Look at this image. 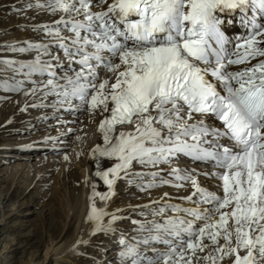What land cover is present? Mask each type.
I'll return each mask as SVG.
<instances>
[{
    "label": "snow or ice",
    "instance_id": "snow-or-ice-1",
    "mask_svg": "<svg viewBox=\"0 0 264 264\" xmlns=\"http://www.w3.org/2000/svg\"><path fill=\"white\" fill-rule=\"evenodd\" d=\"M23 10L50 20L30 27L39 39L7 47L30 59L0 58L14 81L0 87L33 98L21 111L102 116L92 156L117 161L95 173L107 193L90 184L89 234L120 232L119 264H264V0H26ZM237 10L245 33L233 40L221 14ZM121 180L187 194L130 206L140 219L129 236L121 210L107 209Z\"/></svg>",
    "mask_w": 264,
    "mask_h": 264
},
{
    "label": "bare ground",
    "instance_id": "bare-ground-1",
    "mask_svg": "<svg viewBox=\"0 0 264 264\" xmlns=\"http://www.w3.org/2000/svg\"><path fill=\"white\" fill-rule=\"evenodd\" d=\"M25 2L26 0H17L16 6H22L23 8ZM14 15L13 17L10 15L9 18L13 33L6 35L4 32V34L0 35V44L8 43L11 45L13 42H15L16 46H22L25 40H35L36 38H32L30 35L32 32L30 31V27L37 23L49 22L50 20V17L47 15H39L37 18L33 19L32 17L36 14L32 11L26 12L23 15ZM14 27H18V29H15ZM3 59H15L26 62L28 59H30V55L15 53V56L4 57ZM8 72L9 74L7 76H11L12 78L13 72ZM20 94L21 97H27L28 105H31L35 102L32 97L25 96L24 92H20ZM12 104L14 105V102ZM12 108L13 106H11V110ZM29 108L32 110L38 109L28 107V109ZM41 109L42 108H40V110ZM29 112L30 111H28V113ZM25 114H27V111L21 112L20 115L22 117H26ZM59 115L61 116L59 121L57 120L48 122L50 117H54L53 110L51 108L44 109L34 119L24 121V127L22 126L23 128L19 130V133L24 131L35 132V130H45L43 133L34 135L31 137V140H28L26 143H17L15 146L8 145L6 148L0 149V183L2 184L9 181H13L14 183L16 180V185L21 184L25 188H23L25 190L23 198H26V196L28 197V200L26 201L27 203L21 204L19 208L15 209L11 207V216L18 215L20 212L19 209L22 205L29 206L32 205L34 201L40 199L41 201L47 200L50 202L43 204L41 208L51 210V214H53L55 217H60L62 216V213L56 210V206L59 205L60 200L66 199V215L63 212V216H66L64 221L65 223L60 227H57V225L52 222L49 230H47V232L51 233L50 239L45 240L46 243L39 240V233L36 234V237L38 238L32 245L33 248L36 247L42 249L44 244H47L44 259L39 264H62L65 258L85 252L90 244H80L76 246L75 250H73L77 240L91 242L94 237L99 235L97 234L96 236H91L89 233L92 225L86 222V215L89 211V196L92 192L90 184L96 185V190L100 193H107L108 186L105 185L100 177L95 173L97 171H107L117 162L114 159L105 157L93 159L92 156V149L97 144H103L102 136L98 131V125L100 120L103 118L102 116L96 115L95 117H91L87 112H85L84 118L78 119L73 117L71 113L63 112V110H61ZM104 115L108 114L105 113ZM46 116L48 119H44ZM6 124H11V121L6 122ZM76 124H79V126H76ZM21 136V140L30 138L23 135ZM20 145L29 147L33 150V152L35 151L37 153H31L28 155L11 154L10 156H3L2 158L3 150H14L20 147ZM66 149H71V151L65 152ZM8 157H10L11 160H7L10 159ZM65 157H67V159H65ZM34 160H37L35 165L33 164ZM137 170L140 169L137 168ZM66 174L70 175V181L68 182V178L65 176ZM52 176H57L56 180L59 181L57 182L55 180H50ZM201 180L206 186L212 190H215L212 184L204 180L203 177H201ZM61 181L63 182L61 183ZM122 182L123 180L117 183L115 191ZM65 184L68 185V188L70 186L72 190L68 193V195L65 196L64 193L63 196H61V192L58 190V187H61ZM52 185L55 187L49 190ZM133 186L135 185L133 184L130 187L127 192L128 194L136 192L137 188ZM32 190H35V194L31 193ZM164 192H168L172 198L187 194L183 190L177 193L175 189L165 186L163 188L154 189L150 192H147V201L144 202L147 204L151 200L159 199ZM117 194L118 193L116 192V195H114L111 200L107 202L108 211L116 212L117 209H120L121 211L116 213L120 216L133 211V207L130 206H136L134 204H127V206L125 204L121 207L116 206L117 202L119 201ZM11 195H13V193H0V213H6L10 208L8 203L11 201ZM174 202L179 203L180 201L178 199H174ZM104 206V202L97 200V207ZM137 210L138 212L140 211V209H136V211ZM136 211H134V213ZM72 226H74L73 235L68 240L64 241V237L66 236L67 232L70 231ZM130 227L133 226L130 225ZM128 235L131 236L132 234ZM112 236L114 235H107V238H112L111 240H113ZM111 240H108V243L106 244L107 246H110V243H112ZM118 250L119 246H110L109 248H106L105 251L100 252V255L96 257L97 259L100 257L101 258L94 260L95 264H105V262H108V264H119L117 256ZM37 258H40V254H38ZM225 261V264H231V260L225 259Z\"/></svg>",
    "mask_w": 264,
    "mask_h": 264
},
{
    "label": "rangeland",
    "instance_id": "rangeland-1",
    "mask_svg": "<svg viewBox=\"0 0 264 264\" xmlns=\"http://www.w3.org/2000/svg\"><path fill=\"white\" fill-rule=\"evenodd\" d=\"M17 0H0V35L5 34H11L12 31V25L10 24L9 18L25 14L29 11H24L22 6H16ZM14 9H21L22 11L17 14V12ZM15 29H18V27H14ZM10 29V30H9ZM9 31V32H8ZM31 31V30H30ZM33 34V35H32ZM32 38L39 39V37L31 32L30 34ZM23 45V44H22ZM9 46L8 43L0 44V58L4 57H12L15 56L14 52L6 50ZM13 53V54H12ZM11 55V56H10ZM14 58V57H13ZM2 67V66H0ZM11 73V72H10ZM9 72H0V79H3L7 81L8 84L13 83L14 81L11 79V76H7ZM7 76V77H6ZM19 78V77H18ZM23 93V92H21ZM27 97H21L20 93L5 91L3 87H0V149L6 148L8 145H14L17 143H26L28 140H31V137L34 135H38V133H43L45 130H35V132H20L24 127V121H27L29 119H34L38 114L41 113L44 109L38 108L35 110H32L29 108L27 110L26 117L21 116L20 111L21 108H24L25 104L27 103ZM14 102V105L12 104ZM11 106H13L11 110ZM28 111H30L28 113ZM40 111V112H37ZM84 114L76 113L75 115L72 114L73 117L76 118H84ZM11 121V124L7 125L6 122ZM57 121L56 118L50 117L48 122ZM15 122V123H14ZM23 122V123H22ZM6 124V125H5ZM23 126V127H22ZM76 126H79V124H76ZM52 131V130H51ZM27 136L30 137L25 140H21L20 137ZM71 149H66L65 152H70ZM31 153H37L33 152L32 149L29 147L20 145L17 149L14 150H3L2 158L3 156L6 157V155L11 154H24L28 155ZM35 156V155H34ZM48 156V155H47ZM10 158V157H8ZM1 159V156H0ZM7 160H11L7 159ZM37 163V160H34L33 164L35 165ZM66 178H68L67 182L70 181V175L66 174ZM57 176H52L50 180H56ZM64 181V180H63ZM61 181V183L63 182ZM17 181L13 183V181L0 183V193H10L11 195V201L8 203L9 209L6 213H0V264H39L44 259L45 250L47 248V244H44V247L42 249L40 248H33L34 242L37 240L38 237H36V234H40V241L50 239V232H47L49 230L50 225L52 222H54L57 227H60L65 222V210H66V204L64 200H60L59 205L56 206V210L60 211L62 213V216L55 217L53 214H51V210H47L44 208H41L43 204L50 203L47 200H36L32 205L26 206L22 205L19 209L20 212L16 216H11V207L12 208H19L21 204L27 203L28 197L23 198V195L25 194V188L24 186L16 185ZM138 183V182H137ZM41 187V186H40ZM55 186L52 185L49 190L53 189ZM131 185L126 183L125 181L120 185L118 188V197L119 201L117 202L116 206L121 207L122 205L127 206V204L130 205H143L147 201V192H141L138 190L137 186H133L137 188L136 192L128 194V190L130 189ZM24 188V189H23ZM58 190L61 192V196L65 193V196L68 195L69 192H71V187L65 184L61 187H58ZM117 192V189H116ZM31 193L35 194V190H32ZM58 203V202H57ZM62 203V205H61ZM142 203V204H141ZM65 215L63 216V214ZM138 210L134 213V211L128 212L127 214L123 215L126 219L118 221V227L125 231L127 234H134L132 232L133 225H131V219L134 218H140L138 216ZM10 216V217H9ZM43 222V223H42ZM39 223V224H38ZM54 224V225H55ZM133 226V227H130ZM74 231V226L70 229V231L67 232L66 236L64 237V241L68 240L72 235ZM120 235V232H117L112 238L108 239L106 234H99L98 236L94 237L92 241L90 242L89 246L87 247L85 253L82 254H76L75 256L65 258L64 262L62 264H95L94 260H98L100 258H96L100 255V252L105 251L106 248L111 247H117V237ZM108 240H111L112 243H110V246L106 245L108 243ZM32 246V247H30ZM28 248V249H27ZM88 251V252H87ZM38 254H40V258H37ZM203 255V254H202ZM226 261L224 260L222 264H225Z\"/></svg>",
    "mask_w": 264,
    "mask_h": 264
}]
</instances>
